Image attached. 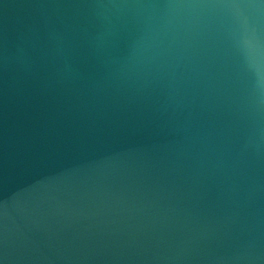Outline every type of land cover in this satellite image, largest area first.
I'll return each instance as SVG.
<instances>
[{
    "label": "water",
    "instance_id": "95a60500",
    "mask_svg": "<svg viewBox=\"0 0 264 264\" xmlns=\"http://www.w3.org/2000/svg\"><path fill=\"white\" fill-rule=\"evenodd\" d=\"M0 264H264V0H0Z\"/></svg>",
    "mask_w": 264,
    "mask_h": 264
}]
</instances>
